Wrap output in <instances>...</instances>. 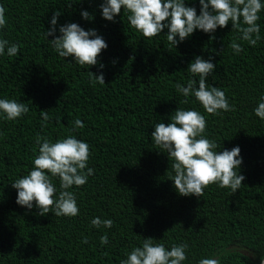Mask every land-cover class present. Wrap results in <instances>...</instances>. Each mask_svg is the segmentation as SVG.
Listing matches in <instances>:
<instances>
[{
  "label": "trees",
  "instance_id": "obj_1",
  "mask_svg": "<svg viewBox=\"0 0 264 264\" xmlns=\"http://www.w3.org/2000/svg\"><path fill=\"white\" fill-rule=\"evenodd\" d=\"M104 0H0L6 25L0 39L20 45L14 57L0 55V99H15L29 112L15 120L0 114V264H120L144 238L186 243L187 259L219 264H260L264 256V120L254 114L264 95V9L258 15L261 39L255 47L239 39L231 22L213 33L194 32L178 45L167 31L145 38L130 26L125 10L114 21L102 17ZM200 13L199 0H184ZM264 3V0H261ZM55 11L56 32L45 36ZM82 11L92 17L83 19ZM76 23L93 29L107 44L94 66H80L73 57H60L52 39L59 27ZM214 37V38H213ZM177 39H179L177 37ZM236 40L243 51L229 44ZM211 58L215 70L206 83L221 89L234 111L210 115L193 96L186 99L176 84L198 82L187 68L195 57ZM100 64L104 67L100 68ZM88 72L104 76L92 83ZM198 86V84H197ZM177 108L195 109L207 121L205 137L217 151L239 147L237 169L245 179L232 193L211 184L204 195L181 196L175 189L173 161L151 138L156 123H169ZM46 110L49 121L41 118ZM79 119L83 128L73 131ZM37 135L57 139L73 135L89 145L87 167L94 169L83 186H72L79 214L39 215L16 203L11 184L27 175L38 155ZM87 171V169H85ZM50 175V174H49ZM52 182L60 191L59 178ZM111 219V228L91 221ZM107 234L108 243L100 237ZM87 237L88 242L82 243Z\"/></svg>",
  "mask_w": 264,
  "mask_h": 264
},
{
  "label": "clouds",
  "instance_id": "obj_2",
  "mask_svg": "<svg viewBox=\"0 0 264 264\" xmlns=\"http://www.w3.org/2000/svg\"><path fill=\"white\" fill-rule=\"evenodd\" d=\"M200 13L197 15L194 7L185 6L184 0H104L100 5L102 17L114 21V16L127 11V20L131 27L140 32L143 37L151 39L167 28V40L171 45H178L189 37L194 30L213 33L217 27L224 28L231 22L232 30L239 33V39L255 47L261 39L260 27L257 21L258 13L264 9L261 0H199ZM60 12L55 11L50 20L51 27L45 36H52L56 32L57 18ZM83 19L92 17L87 11H82ZM6 25L5 8L0 5V28ZM60 35L49 41L60 57H73L80 66H94L98 63L101 51L107 48L104 39L93 29L85 31L76 23H67L59 27ZM177 37L179 39H177ZM214 38V37H213ZM235 52L240 53L243 48L236 40L229 44ZM14 57L18 54L20 45L9 44L8 40L0 39V55ZM100 68L104 65L100 64ZM216 65L200 56L190 62L187 70L194 76L198 75V82L190 79L187 86L176 84V90L186 99L190 95L203 107L206 113L218 115L220 110L234 111L225 93L215 86L206 83L207 77L215 70ZM92 83H104L101 72L95 75L88 72ZM198 84V86H197ZM254 114L264 120V95H261ZM29 112V107L15 99H0V114L7 120H15ZM41 118L45 127L50 117L46 110L41 111ZM81 120L74 121L73 131L83 128ZM207 121L205 116L195 109L185 110L177 108L170 116V122L156 123L151 132L155 145L166 152L173 161L174 175L169 174L176 191L181 196L194 195L201 197L204 189L211 184L221 188H230L235 193L245 179L239 175L237 169L242 163L239 147L231 150L217 151L220 147L215 141L205 137ZM35 144L38 155L33 160V168L27 175L16 179L12 188L17 190L16 203L32 209L33 204L39 209V215L52 213L55 216L74 217L79 214L76 196L68 189L72 186H83L88 177L94 174V169L87 167L90 156L89 145L73 135L57 139L55 142L48 137L37 135ZM87 169V171H85ZM50 174V175H49ZM60 181V191L52 178ZM96 228H111V219L101 220L99 217L91 221ZM87 237L82 243H87ZM102 245L108 243L107 234L100 237ZM188 245L173 244L166 249L163 243H154L153 238H144L142 246L133 247L126 253V259L120 264H182L187 259ZM198 264H219L218 259L202 258ZM264 264V259L260 260Z\"/></svg>",
  "mask_w": 264,
  "mask_h": 264
},
{
  "label": "water",
  "instance_id": "obj_3",
  "mask_svg": "<svg viewBox=\"0 0 264 264\" xmlns=\"http://www.w3.org/2000/svg\"><path fill=\"white\" fill-rule=\"evenodd\" d=\"M262 259H264V256H263V258Z\"/></svg>",
  "mask_w": 264,
  "mask_h": 264
}]
</instances>
